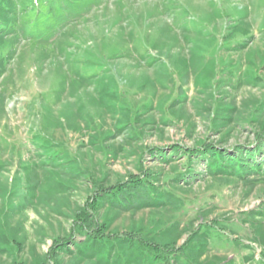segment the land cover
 Listing matches in <instances>:
<instances>
[{
	"label": "rangeland",
	"instance_id": "1",
	"mask_svg": "<svg viewBox=\"0 0 264 264\" xmlns=\"http://www.w3.org/2000/svg\"><path fill=\"white\" fill-rule=\"evenodd\" d=\"M10 4L0 264H264V0Z\"/></svg>",
	"mask_w": 264,
	"mask_h": 264
},
{
	"label": "trees",
	"instance_id": "2",
	"mask_svg": "<svg viewBox=\"0 0 264 264\" xmlns=\"http://www.w3.org/2000/svg\"><path fill=\"white\" fill-rule=\"evenodd\" d=\"M13 11L12 5L10 4V0H0V18L6 19L8 15H11ZM259 147L255 149V151L259 150L261 151L264 148V138L260 139ZM256 152L250 153V156H254ZM237 154H240V151L237 152ZM214 157V154L212 155V158ZM222 157H226L225 154L222 155ZM212 160V159H211ZM193 242V241H191ZM168 252V251H167ZM169 253V252H168ZM170 254V253H169ZM177 263V262H176Z\"/></svg>",
	"mask_w": 264,
	"mask_h": 264
}]
</instances>
